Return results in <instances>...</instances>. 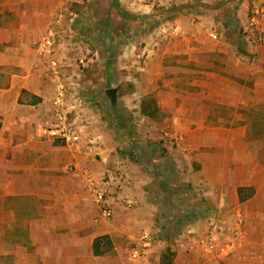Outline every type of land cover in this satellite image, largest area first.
Listing matches in <instances>:
<instances>
[{"label": "crops", "instance_id": "0c3cea01", "mask_svg": "<svg viewBox=\"0 0 264 264\" xmlns=\"http://www.w3.org/2000/svg\"><path fill=\"white\" fill-rule=\"evenodd\" d=\"M55 3L0 0V264H264V131L249 117L264 103V65L254 93L238 94L216 60L204 64L220 48L180 31L185 47H152L142 68L158 99L142 103L154 98L157 114L140 110L123 129L116 115L85 107L94 141L72 149L45 129L55 87L37 46ZM74 59L68 53L66 72L79 70ZM82 73V88L93 86ZM104 178L110 218L94 193ZM136 246H146L142 256Z\"/></svg>", "mask_w": 264, "mask_h": 264}, {"label": "rangeland", "instance_id": "374dc122", "mask_svg": "<svg viewBox=\"0 0 264 264\" xmlns=\"http://www.w3.org/2000/svg\"><path fill=\"white\" fill-rule=\"evenodd\" d=\"M55 2L53 18L60 6H66L69 12L77 15L75 45H71V48L81 49V55L86 56L84 79L86 84L88 81L93 83V86L88 85L84 89L89 96L88 102L83 106V119L86 123L85 107L90 109V114L93 107L103 118L116 115L123 129L128 128V124H133L134 118L141 119L140 110L144 97L152 95L157 99L155 92L146 93L148 86L145 82L148 78L142 76L145 72L142 68L149 58L148 51L152 47H159V52L164 53L172 45L185 47L186 39L180 35L181 32L202 33L204 42L201 44L204 47L220 48L215 53L205 52L202 56L204 64H209L212 59L216 60L221 73L238 85V94L242 93L241 89L253 94L252 89L256 87V81L260 80V72H256V69L261 64L264 65V0ZM175 30L176 33L181 32L176 34ZM143 50H146V55L140 56ZM75 52L76 50L71 52L74 58ZM183 60H187V57H175L176 63L180 64ZM108 67L110 71L109 74L106 73V79L104 75ZM110 90L115 91L116 104L110 97ZM249 108L250 105L248 109L238 107V110L249 112ZM134 110L138 111V115L134 114ZM251 110L249 117L253 132L264 131V103ZM144 122L146 123L142 121L143 124ZM253 136L258 137L255 134ZM125 148L127 147H122L121 150H126ZM165 203L171 207L179 205L177 200H166ZM179 233V229H174L172 236L176 237ZM169 234L171 238V231ZM166 252L170 256L169 248Z\"/></svg>", "mask_w": 264, "mask_h": 264}, {"label": "built area", "instance_id": "2783aa9c", "mask_svg": "<svg viewBox=\"0 0 264 264\" xmlns=\"http://www.w3.org/2000/svg\"><path fill=\"white\" fill-rule=\"evenodd\" d=\"M76 17L77 15L69 12L67 8L60 7L55 13L53 25L48 28L37 46L38 54L45 61L55 87L52 113L45 121V129L49 137L61 140L72 149L79 147L83 139H87L89 144L94 141V138L87 133L88 123L83 119V106L87 102L83 95L81 81L82 70L87 65L86 56L81 55L79 48L73 47L67 51L68 48L65 47L66 39L71 41V45H75L73 39L77 33ZM75 50V61L79 70L66 72L68 53ZM145 55L146 50H143L140 56ZM177 138H180V135ZM110 186L111 178H104L100 185L94 186L100 214L104 218H110L113 215L108 191ZM141 239L145 245H148L153 241V236L146 232L142 234ZM145 247H134L132 254L142 256Z\"/></svg>", "mask_w": 264, "mask_h": 264}, {"label": "trees", "instance_id": "16d2710c", "mask_svg": "<svg viewBox=\"0 0 264 264\" xmlns=\"http://www.w3.org/2000/svg\"><path fill=\"white\" fill-rule=\"evenodd\" d=\"M109 93H110V97L112 98L113 103L116 104L115 91L110 90ZM142 110L144 113H146L148 115H156L158 112V105L156 103V100L154 98H151V97L146 98L142 103ZM106 238H107V236H101V237L96 238V240L94 242V248H95L96 253L100 252L101 242Z\"/></svg>", "mask_w": 264, "mask_h": 264}]
</instances>
